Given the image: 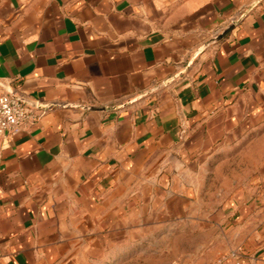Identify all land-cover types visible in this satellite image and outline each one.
Returning a JSON list of instances; mask_svg holds the SVG:
<instances>
[{"label":"crops","instance_id":"obj_1","mask_svg":"<svg viewBox=\"0 0 264 264\" xmlns=\"http://www.w3.org/2000/svg\"><path fill=\"white\" fill-rule=\"evenodd\" d=\"M7 89L0 264H264V0H0Z\"/></svg>","mask_w":264,"mask_h":264},{"label":"built area","instance_id":"obj_2","mask_svg":"<svg viewBox=\"0 0 264 264\" xmlns=\"http://www.w3.org/2000/svg\"><path fill=\"white\" fill-rule=\"evenodd\" d=\"M16 94V93H15ZM42 109L30 106L16 98L9 92L0 93V138L22 131L26 126L36 121ZM166 264H182L174 257ZM210 264H224L223 258H217Z\"/></svg>","mask_w":264,"mask_h":264},{"label":"rangeland","instance_id":"obj_3","mask_svg":"<svg viewBox=\"0 0 264 264\" xmlns=\"http://www.w3.org/2000/svg\"><path fill=\"white\" fill-rule=\"evenodd\" d=\"M213 189L215 190V188ZM168 247L169 236L162 235L161 241L150 238L143 248L129 252V258L125 264H166L170 259L174 258L170 256Z\"/></svg>","mask_w":264,"mask_h":264},{"label":"water","instance_id":"obj_4","mask_svg":"<svg viewBox=\"0 0 264 264\" xmlns=\"http://www.w3.org/2000/svg\"><path fill=\"white\" fill-rule=\"evenodd\" d=\"M229 27L224 30L223 32H221L220 34H218L215 38H212L210 41H214V40H218L220 38H222L228 31ZM210 41H208L207 43H209ZM7 92H9L14 98L30 105V106H36V102L34 100L25 98L23 96H20L18 94H15L12 90L7 89ZM72 106L78 107V108H83L86 110H96V109H101V107L99 106H92V105H85V104H79V103H75V104H70Z\"/></svg>","mask_w":264,"mask_h":264}]
</instances>
